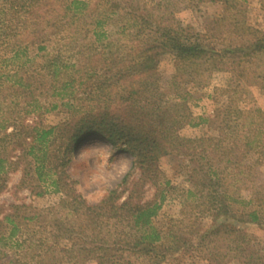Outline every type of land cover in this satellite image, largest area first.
I'll return each mask as SVG.
<instances>
[{
  "label": "rangeland",
  "instance_id": "1",
  "mask_svg": "<svg viewBox=\"0 0 264 264\" xmlns=\"http://www.w3.org/2000/svg\"><path fill=\"white\" fill-rule=\"evenodd\" d=\"M71 1L88 7L74 13ZM5 2L0 0V8L17 5ZM41 2L32 27L38 30L36 37L30 36L26 50L10 65L0 66L12 76L0 91V124L21 134L11 153L18 165L8 169L0 202L36 210L57 205L64 193L52 186L53 173L45 165L38 178L34 159L21 156L32 130L53 128L49 147L61 157L80 116L127 104L133 89L138 106L175 116L177 135L193 141L189 149L161 157L157 186L144 187L143 201L161 190L165 197L152 220L165 250L170 248L159 264H264V225L239 220L242 212L258 210L264 198V51L246 55L253 33L264 35V0H240L229 7L209 0ZM167 28L186 30L190 41L208 45L220 56L177 68L170 53L155 50ZM234 47L241 54L225 55ZM8 51H3L6 57ZM151 56L154 65L147 77H136L139 64ZM246 135L253 149L247 158ZM207 138L221 141L213 153L194 142ZM70 156L69 181L89 205L131 169L130 156L98 135L77 142ZM207 175L221 178L215 192L225 196L229 214L212 207L219 206V199H209ZM248 201L251 205L244 206Z\"/></svg>",
  "mask_w": 264,
  "mask_h": 264
},
{
  "label": "trees",
  "instance_id": "2",
  "mask_svg": "<svg viewBox=\"0 0 264 264\" xmlns=\"http://www.w3.org/2000/svg\"><path fill=\"white\" fill-rule=\"evenodd\" d=\"M12 1L17 5H11ZM28 1L26 4L25 0H6L5 4L9 3L10 6L7 9L0 8V66L10 65L26 50L30 36L36 37L38 33L37 28L32 27L37 25L35 18L41 10L42 0ZM209 1H220L229 7L240 0ZM69 7L74 13H80L87 9L88 3L71 1ZM257 33L254 32L252 41L247 42V56L264 51V35L259 36ZM9 40H13L12 43ZM40 43L39 41L36 46L38 51L44 49ZM159 43L155 50L170 53L177 68L196 62L211 63L220 56L210 46L190 41L186 30L178 32L167 28L161 34ZM239 48H227L224 50L225 55H239ZM5 49L9 50L8 57L3 53ZM152 65V56L145 57L139 64V74L136 77L146 78L147 70ZM11 78L10 74L0 70V91L4 90L5 82L8 83ZM138 98V92L132 89L128 93L127 104L80 116L73 124L69 136L70 144L66 146L61 157L49 147L48 138L54 133L53 128L32 130L29 138L27 137V146L21 149V156H31L34 159L38 165L34 169L38 178L42 177L46 165L48 174L53 173L55 176L52 186L55 191L63 192L64 198L57 205L45 210L0 202V264H133L131 259L141 261V264H159L165 259L170 248L165 250L160 233L152 225V220L161 209L165 198L163 190L156 193L152 200L143 201L144 187L157 186V164L161 157L180 152L182 147L189 149L193 141L184 140L177 135L179 121L175 116L143 110L137 105ZM238 114L244 117L243 113ZM89 135H98L132 159L131 169L121 183L107 190L94 205L86 202L66 173L74 145ZM20 136L21 134L17 135L13 130L7 132L6 127L0 124V194L5 188L8 169L18 165L17 158L15 161L11 160V153L14 150V141ZM194 142H200L201 147L210 153L216 151L221 143L219 138ZM251 142L252 138L246 135V158L253 151ZM261 155L264 156V146ZM208 175V197L219 199L216 202L219 206L212 207L218 210L221 208L229 214L230 207L224 202L225 196L216 193L221 186V178L212 179ZM192 177L194 179L195 174ZM212 191L216 192L212 194ZM41 194L42 192H37L35 195ZM259 204L258 210L242 212L239 220L243 223L264 225V198ZM243 205L251 203L243 202Z\"/></svg>",
  "mask_w": 264,
  "mask_h": 264
}]
</instances>
